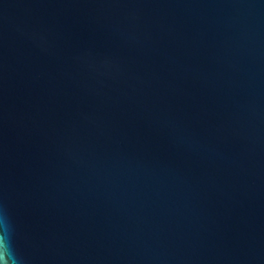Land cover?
<instances>
[{"label": "water", "instance_id": "95a60500", "mask_svg": "<svg viewBox=\"0 0 264 264\" xmlns=\"http://www.w3.org/2000/svg\"><path fill=\"white\" fill-rule=\"evenodd\" d=\"M0 264H264V0H0Z\"/></svg>", "mask_w": 264, "mask_h": 264}]
</instances>
